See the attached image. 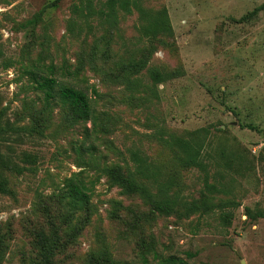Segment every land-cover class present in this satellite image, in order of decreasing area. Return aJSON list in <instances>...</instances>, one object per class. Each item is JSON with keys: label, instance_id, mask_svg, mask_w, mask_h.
Instances as JSON below:
<instances>
[{"label": "rangeland", "instance_id": "obj_1", "mask_svg": "<svg viewBox=\"0 0 264 264\" xmlns=\"http://www.w3.org/2000/svg\"><path fill=\"white\" fill-rule=\"evenodd\" d=\"M133 1L171 31L143 36ZM34 65L83 88L93 119L45 102ZM176 138L198 143L200 167ZM135 153L171 210L108 172L133 171ZM78 171L90 197L75 205ZM261 211L264 0H131L112 16L108 0H0V264H41L35 233L50 264H264Z\"/></svg>", "mask_w": 264, "mask_h": 264}, {"label": "trees", "instance_id": "obj_2", "mask_svg": "<svg viewBox=\"0 0 264 264\" xmlns=\"http://www.w3.org/2000/svg\"><path fill=\"white\" fill-rule=\"evenodd\" d=\"M108 3L112 16L115 7L128 10L131 0H108ZM132 3L139 15L146 20L145 25H142L140 29L143 36L154 38L171 31L170 21L165 10L150 15L143 8L139 7L136 1H133ZM26 72L35 84L36 89L42 93L45 102H59L67 105L76 117L82 120L93 119L95 109L92 98L83 88L74 86L71 81L65 79L64 82L63 78L65 75L63 73L58 77L54 72L53 65H48L47 67L34 65L31 69H27ZM153 76L156 81L161 80V76L158 72H154ZM93 93H96L95 89H93ZM174 140L175 141L172 144L176 145L183 154L181 161L187 166L200 167L201 162L199 161L200 151L198 149V143L195 142L193 145L189 140L179 138ZM87 150H89V147H87ZM77 151H81V149L78 148ZM133 160L136 161L137 166L131 172L121 171L117 168L108 172L114 177L115 182L125 191L141 193L144 197L149 199L150 202H153L154 209L160 212L171 210L164 200L160 199L154 201V199H151V193L148 192L144 185L139 182L141 179H148L150 176L149 172L153 173V171H149L151 170L150 167L143 163L144 161L140 157L138 158L136 153L133 154ZM64 185L67 191L68 200L71 203L80 205L89 200V188L81 176L80 171L74 172L67 177ZM207 204V200L204 199L201 201L200 206L206 207ZM200 206L193 204L191 205V210H199ZM257 215L264 217V211L259 212ZM224 216L227 215L225 214ZM248 216L251 218L253 217L251 214ZM35 237V245L39 251L41 264H50V258L54 255V247L48 243L44 234L35 233ZM162 262H164V264H188L186 260L175 256L166 257Z\"/></svg>", "mask_w": 264, "mask_h": 264}]
</instances>
